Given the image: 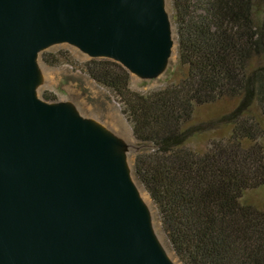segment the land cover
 Segmentation results:
<instances>
[{
    "label": "water",
    "instance_id": "1",
    "mask_svg": "<svg viewBox=\"0 0 264 264\" xmlns=\"http://www.w3.org/2000/svg\"><path fill=\"white\" fill-rule=\"evenodd\" d=\"M63 43L144 78L175 44L164 0H0V264H174L118 142L38 98Z\"/></svg>",
    "mask_w": 264,
    "mask_h": 264
},
{
    "label": "trees",
    "instance_id": "2",
    "mask_svg": "<svg viewBox=\"0 0 264 264\" xmlns=\"http://www.w3.org/2000/svg\"><path fill=\"white\" fill-rule=\"evenodd\" d=\"M178 66L149 94L121 63L83 65L112 91L132 125L133 174L182 264H264V209L245 201L264 187V0H172ZM52 67L67 51L42 53ZM44 100L56 102L50 92ZM221 106L218 118L202 110Z\"/></svg>",
    "mask_w": 264,
    "mask_h": 264
},
{
    "label": "rangeland",
    "instance_id": "3",
    "mask_svg": "<svg viewBox=\"0 0 264 264\" xmlns=\"http://www.w3.org/2000/svg\"><path fill=\"white\" fill-rule=\"evenodd\" d=\"M169 15L175 46L165 69L156 77L144 78L132 74L131 88L133 91L149 94L163 89L172 79L178 66L177 35L173 22L172 0H164ZM67 51L72 58L69 63L52 67L42 61V53ZM38 59L39 83L36 88L38 98L44 100V93L50 92L58 98L54 104L70 107L76 115L101 128L117 142V150L123 156L139 192L144 198L154 232L158 241L174 264H182L168 248L161 231L158 212L148 193L138 184L133 174L134 158L138 145L134 137L132 125L122 113L121 104L116 95L109 89L97 84L83 70V65L91 58L79 48L63 43L55 44L44 50ZM48 102V101H47ZM223 105L202 110V121L218 118ZM264 142V141H263ZM245 201L264 209V187L246 193Z\"/></svg>",
    "mask_w": 264,
    "mask_h": 264
},
{
    "label": "bare ground",
    "instance_id": "4",
    "mask_svg": "<svg viewBox=\"0 0 264 264\" xmlns=\"http://www.w3.org/2000/svg\"><path fill=\"white\" fill-rule=\"evenodd\" d=\"M174 46H175V44H174ZM139 194H140L141 199L144 200V198L142 197V194L140 192H139Z\"/></svg>",
    "mask_w": 264,
    "mask_h": 264
}]
</instances>
